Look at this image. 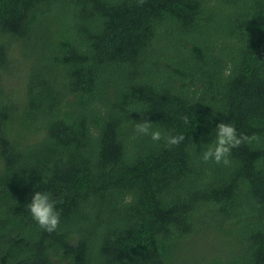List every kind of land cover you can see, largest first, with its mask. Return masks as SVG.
I'll list each match as a JSON object with an SVG mask.
<instances>
[{
  "label": "trees",
  "instance_id": "16d2710c",
  "mask_svg": "<svg viewBox=\"0 0 264 264\" xmlns=\"http://www.w3.org/2000/svg\"><path fill=\"white\" fill-rule=\"evenodd\" d=\"M0 264H264V0H0Z\"/></svg>",
  "mask_w": 264,
  "mask_h": 264
},
{
  "label": "clouds",
  "instance_id": "9594fccd",
  "mask_svg": "<svg viewBox=\"0 0 264 264\" xmlns=\"http://www.w3.org/2000/svg\"><path fill=\"white\" fill-rule=\"evenodd\" d=\"M143 3V0H140ZM184 122L188 123V117H183ZM135 130L141 135H150L153 141L165 139L167 146L179 145L184 141V134L162 136L160 130H153L152 121L144 119L143 122L135 125ZM258 139V136H248L238 133L234 124L219 122L216 124V135L214 143L210 144L202 154L204 162L214 161L217 164L230 163L229 156L233 148L241 146L245 142ZM57 200L53 199L47 191H35L31 197V202L25 205L36 223L47 232H54L60 224V210L56 207Z\"/></svg>",
  "mask_w": 264,
  "mask_h": 264
}]
</instances>
